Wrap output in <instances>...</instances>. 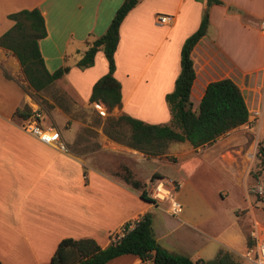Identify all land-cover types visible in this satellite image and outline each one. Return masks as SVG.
Here are the masks:
<instances>
[{
    "label": "crops",
    "instance_id": "crops-1",
    "mask_svg": "<svg viewBox=\"0 0 264 264\" xmlns=\"http://www.w3.org/2000/svg\"><path fill=\"white\" fill-rule=\"evenodd\" d=\"M122 1L0 0V34L14 22L9 13L39 7L47 30L39 40L46 66H69L43 94L50 107L46 110L18 58L0 46V263L45 264L64 237H91L105 246L123 233L124 224L149 212L155 238L171 252L208 260L225 247L240 264H254L243 250L250 242L249 226H264V207L256 205L259 198L252 190L264 169L257 175L250 172L258 141H264V31L259 27L264 0L258 9L249 6L251 0H138L122 19L114 52L121 104L111 115L126 113L149 123L170 121L165 94L180 71L182 43L199 26L204 11L207 27L191 50L193 107L210 80L230 77L249 110L245 123L209 143H170L162 162L109 137L102 124L89 118L100 117L89 97L94 81L107 71V60L100 48L91 65L80 67L77 60L105 31ZM159 13L174 18L161 24L156 20ZM250 17L257 26L249 24ZM37 107L44 111L43 123L59 129L66 150L22 127ZM252 118L255 125L248 127ZM80 127L98 132L95 140L100 145L94 152L76 141ZM172 162L181 168L180 177L168 174ZM153 176L180 181L176 195L182 210L177 216L168 211V200L141 196ZM203 183H212V188H200ZM232 188L240 191L239 197L230 193ZM101 264L154 262L122 253Z\"/></svg>",
    "mask_w": 264,
    "mask_h": 264
},
{
    "label": "trees",
    "instance_id": "trees-1",
    "mask_svg": "<svg viewBox=\"0 0 264 264\" xmlns=\"http://www.w3.org/2000/svg\"><path fill=\"white\" fill-rule=\"evenodd\" d=\"M137 1L123 0L105 31L88 44L77 60L80 67L89 66L94 61L97 49L103 50L107 71L94 81L89 99L102 101L109 111L121 104V85L114 75V52L119 39L120 23ZM8 16L14 22L0 34V46L9 49L18 58L25 77L35 92L47 91L69 66L63 64L54 70H49L46 66L39 46V40L47 33L40 8H23L9 13ZM207 23L208 15L204 11L199 26L182 43L180 71L175 78L173 89L165 94L171 113L170 121L149 123L126 113L118 116L107 115L102 127L109 137L123 139L126 144L149 156L164 152L171 141L187 140L193 146L209 143L248 120L249 110L242 90L230 77L210 80L198 105L193 107L190 89L195 69L191 50L204 34ZM258 151L264 153L261 142ZM260 165H264L262 157L257 155L250 172L257 175ZM131 183L138 185L133 180ZM141 196L154 201L145 190L141 191ZM129 224H124L123 233L111 237L105 246H101L91 237H64L58 242L49 262L45 264H101L122 253H133L143 259H151L154 264H240L234 253L225 247H220L216 255L208 260L192 259L187 255L169 251L155 238L149 212L142 214L133 226L129 227Z\"/></svg>",
    "mask_w": 264,
    "mask_h": 264
},
{
    "label": "built area",
    "instance_id": "built-area-1",
    "mask_svg": "<svg viewBox=\"0 0 264 264\" xmlns=\"http://www.w3.org/2000/svg\"><path fill=\"white\" fill-rule=\"evenodd\" d=\"M173 15L169 13H159L156 20L161 24L171 23ZM259 27L264 31V12L259 18ZM94 107L99 114H106L107 108L99 101L93 103ZM258 114V110L254 111ZM44 111L40 107L33 109L32 119L27 123L22 124V127L28 129L30 132L38 136L45 142L51 144H57L59 148L66 150V145L61 138L58 128L50 124L43 123ZM264 148V143H261ZM257 155L262 157L264 164V153L257 151ZM264 169V165H260L257 168L259 170ZM258 174V173H257ZM181 183L178 180L170 177H155L147 184V193L154 201L168 200V211L172 215H178L182 210V203L177 198L176 192ZM252 190L256 196L264 203V177H257ZM134 223L129 224V227ZM124 231V229H122ZM248 235L250 242L243 250V256L254 264H264V226L258 225L253 222L248 229Z\"/></svg>",
    "mask_w": 264,
    "mask_h": 264
},
{
    "label": "rangeland",
    "instance_id": "rangeland-1",
    "mask_svg": "<svg viewBox=\"0 0 264 264\" xmlns=\"http://www.w3.org/2000/svg\"><path fill=\"white\" fill-rule=\"evenodd\" d=\"M250 2V4H249V6L252 8V9H258V8H260L261 7V4H262V0H251V1H249ZM255 20L256 19H254L253 17H250V21H249V24L251 25V26H253V27H255V26H257L256 25V23H255ZM69 57V56H68ZM67 57V59H66V61H67V63H69L70 62V57L68 58ZM34 94H35V96L36 97H40V101H41V103L45 106V108H46V110H49L50 109V107L48 106V103H47V99L46 98H44L43 97V94H48V89H47V91H38V92H33ZM70 109L72 110V109H75L76 110V106H75V104L73 105L72 103H70ZM79 109H81L80 111H82L83 113H85V116L86 117H88L87 115V112L85 111V109H82V108H79ZM94 109H96V108H94ZM96 112H97V114L100 116V117H95V116H92V118L90 117V115H89V118L91 119V121H92V123H98L99 125L100 124H103V121H102V118H104L105 119V117L107 116V115H111V110L109 111L108 109H107V111H106V114H99L98 113V111L96 110ZM93 115V114H92ZM255 121H256V119H254V118H252V119H250L248 122H247V125H248V127H251V126H254L255 125ZM262 126H263V128H264V120L262 119ZM83 127V126H82ZM82 127H80V132L78 133V136H76V141H83L84 143H85V147H87L89 150H90V153H92V152H94V150L96 149V147H98V145H100V142H98V140H95V136H96V130L95 131H92V132H90L89 130H88V128H86L85 130H86V133H82L83 131H85V130H82L83 128ZM102 129H103V127H102ZM98 133V132H97ZM83 134V139H81L80 137V135H82ZM122 137H124L125 138V136H122ZM251 137L250 136H248V139H250ZM121 140H123V139H121ZM124 141V140H123ZM173 142V143H172ZM170 143H172V147H179L180 145H181V142H179V141H171ZM169 143V144H170ZM261 143H264V141H262L261 140ZM168 144V145H169ZM258 146H259V141H258ZM168 149V146H167V148L165 149V151L164 152H161V153H158V154H155V155H144V156H146V158H151V157H153V159L156 161L157 160V162H162V160H163V158H167L166 156V152L168 151L167 150ZM91 150H92V152H91ZM257 156V155H256ZM160 157H161V160H160ZM157 158V159H156ZM169 159H173V160H175V157H172V155H171V157L169 158ZM160 160V161H159ZM258 160V159H257ZM164 161V160H163ZM254 161L256 162V157L254 158ZM254 161H253V164H252V166L254 167ZM152 163V162H151ZM154 163V162H153ZM155 164V163H154ZM168 170H169V173L168 174H175L176 176H178V177H180V175H181V173H182V170H181V168H178V166L176 165V164H174L173 162L172 163H170L168 166ZM181 167H183L184 169H185V167L183 166V164H181ZM163 170H165V168L163 169ZM168 176H170V175H168ZM172 176V175H171ZM159 177V176H158ZM154 178V176L153 177H151L150 178V180L151 179H153ZM209 187H211L212 188V183H207V186H206V183H203V185L202 186H200V188H207V189H209ZM229 191H230V193H232L234 196H236V197H239V195H240V191H238V192H236L233 188L232 189H229ZM256 205H258V206H261V207H264V205L262 204V202H261V200L260 199H256ZM262 219V218H261Z\"/></svg>",
    "mask_w": 264,
    "mask_h": 264
}]
</instances>
